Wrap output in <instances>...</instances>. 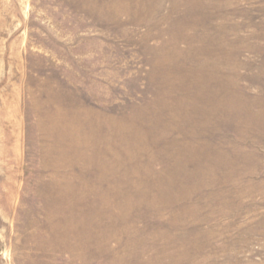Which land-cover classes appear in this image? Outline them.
Listing matches in <instances>:
<instances>
[{
	"label": "rangeland",
	"instance_id": "rangeland-1",
	"mask_svg": "<svg viewBox=\"0 0 264 264\" xmlns=\"http://www.w3.org/2000/svg\"><path fill=\"white\" fill-rule=\"evenodd\" d=\"M0 264H264V0H0Z\"/></svg>",
	"mask_w": 264,
	"mask_h": 264
}]
</instances>
